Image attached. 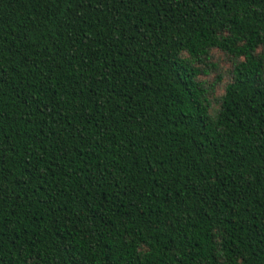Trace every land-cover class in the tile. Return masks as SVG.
<instances>
[{"label": "trees", "instance_id": "obj_1", "mask_svg": "<svg viewBox=\"0 0 264 264\" xmlns=\"http://www.w3.org/2000/svg\"><path fill=\"white\" fill-rule=\"evenodd\" d=\"M0 264H264V0H0Z\"/></svg>", "mask_w": 264, "mask_h": 264}]
</instances>
